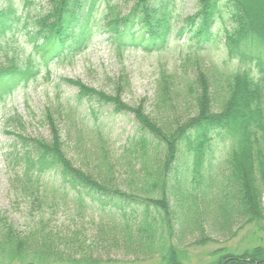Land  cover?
Here are the masks:
<instances>
[{
  "label": "trees",
  "instance_id": "trees-1",
  "mask_svg": "<svg viewBox=\"0 0 264 264\" xmlns=\"http://www.w3.org/2000/svg\"><path fill=\"white\" fill-rule=\"evenodd\" d=\"M31 1L27 0V4ZM88 1L48 0L46 12L34 21H30L29 16L21 20L12 5L0 9V52L6 58V63L0 65V100L12 94L20 84L26 85L39 72L31 58L18 61L17 54L9 53L13 47L10 40L19 36L18 28L24 31L25 41L34 49H41L43 56L48 51L51 57L60 56L65 48L80 51L91 36L90 14L98 0H90L89 11L82 17ZM196 1L194 15L184 17L185 25L175 32L183 37L188 31L190 39L196 40L195 46L184 40L182 46L189 49L181 60L182 66L192 64L196 68L195 86L189 88L195 101L194 113L185 118L164 112L163 117L152 116L144 105L124 103L119 92L107 94L79 80L64 78L68 84L78 86L79 101L112 104L116 114L135 115L140 133L133 136L128 149L139 150L140 158L145 161L151 159V146L160 150L161 162L153 176L152 173L147 176L138 188L123 190L117 182L107 141L100 129L99 166H95L100 172L77 167L64 151L57 129L53 130L50 140L20 138L27 149L22 156L17 152L15 157L24 159V175L30 184L45 186L46 175L53 174L59 178L52 184L60 186L65 195L71 194L76 205L96 203L102 211L109 209L108 213L117 221L114 226L130 237L137 252L154 255L159 264H184L187 259L185 250L177 242V226H181V232L186 224H202L195 216L198 188L203 197H208L207 203H215L222 211L225 224L237 218L245 219L246 223L264 220V27L253 15V6L260 0ZM174 3L175 0H134L128 14L122 15L115 13L117 4L107 2L104 18L108 37L116 43L119 52L129 45L149 54L162 52L173 34ZM226 18L231 23L224 27V36L217 43L213 29L218 20L225 23ZM219 44L225 55L222 64L216 63L209 54V50ZM158 80L160 102L167 112L174 104L175 79L163 68ZM90 110L94 114L93 105ZM216 135L229 141L224 159L227 174L222 182L225 188L232 189L226 196L220 190L219 200L218 191L213 187L222 183L211 173L212 166L207 165L213 157L209 151ZM180 156L185 164L181 176L185 174L188 179L185 182L183 176L182 184L178 168ZM173 191L180 202L178 205L186 207L181 220L171 202ZM223 197L227 199L225 203L220 201ZM5 231V238L0 242V257L7 259L8 264L14 261L26 264H34V261L40 264L105 262L92 256L77 258L73 253H64L66 243L58 244L49 234L39 242L38 231L22 235L8 222ZM110 240L115 243L117 238ZM211 256L204 264H264V244L250 245L238 252L221 247Z\"/></svg>",
  "mask_w": 264,
  "mask_h": 264
},
{
  "label": "rangeland",
  "instance_id": "rangeland-1",
  "mask_svg": "<svg viewBox=\"0 0 264 264\" xmlns=\"http://www.w3.org/2000/svg\"><path fill=\"white\" fill-rule=\"evenodd\" d=\"M107 2L117 4L115 13L122 15L128 14L134 5V0H98L90 14L92 35L80 51L70 54L65 51L61 58L54 57L45 62L43 52L25 41L22 35L24 31L20 28L17 30L19 36L15 38L16 42L15 39L10 40L13 42L10 55L17 54L18 61L31 58L39 72L26 85L20 84L12 94L0 100V242L5 238L8 222L22 235L38 231L39 242L49 234L58 244L66 243L63 245L64 253H73L77 258L92 256L104 260L102 264H159L154 255L151 257L137 252L130 237L122 233L120 227L114 226L117 221L108 213L109 209L102 211L96 203L92 206L76 205L71 194L65 195L60 186L52 184L59 178L53 174L46 175L45 186L30 184L24 175V159L15 158L17 152L22 156L27 149L20 138L50 140L53 130L57 129L63 140L64 151L76 166L100 172L99 167H95L99 166L101 151L98 138L100 129L107 141L109 160L114 166L117 182L123 190L138 188L147 176L156 173L161 162L158 148L151 146V159L146 161L140 158L139 150L128 149L133 136L140 133L135 115L130 112L116 114L112 104L79 101L78 86L68 84L64 78L79 80L107 94L119 92L124 103L130 106L144 105L145 111L152 116L163 117L164 112L166 115L185 118L194 113L195 101L189 88L195 86L196 68L192 64L182 66L181 60L189 49L186 45L182 46L184 40L187 39L193 46L196 40L190 39L188 31L183 37L175 35V32L185 25L184 17L194 15L197 1L175 0L171 11L174 25L171 42L162 52L151 54L138 48L124 49L122 52L116 49L106 30L107 19L104 16ZM27 3V0H0V9L12 5L21 20L29 16L30 21H34L39 14L46 12L49 5L48 0ZM89 8L90 0L83 7L82 17ZM253 9L254 17L264 27V2L260 0ZM230 23L227 18L225 23L217 21L213 29L217 43L224 36V27ZM219 46L210 49L209 54L216 63L222 64L225 55ZM5 63L6 58L0 52V65ZM163 68L168 69L175 79L174 104L167 112L162 109L158 91V78ZM92 105L94 114L90 110ZM228 146L227 139L216 135L212 150L209 151L213 157L207 165L212 166L211 173L222 183L213 187L214 191H218V200L220 190L225 196L232 191L231 188H225L222 182L227 174L224 159ZM183 160L181 157L178 162L181 184L184 183L183 176L186 177L185 174L181 176L185 170ZM185 182H188L187 177ZM196 193L198 210L195 216L202 224H186L181 232V226H177V242L187 256L184 264H204L217 248L225 247L238 252L250 245L264 244V220L246 223L245 219L237 218L225 224L217 205L207 203L208 197L202 196L201 189L198 188ZM226 200L223 197L220 201L225 203ZM171 202L181 220L186 207L178 205L175 191ZM115 238V243L110 240ZM0 264H8V260L0 257ZM9 264L26 263L14 261Z\"/></svg>",
  "mask_w": 264,
  "mask_h": 264
}]
</instances>
